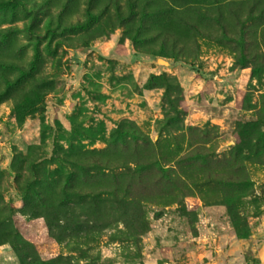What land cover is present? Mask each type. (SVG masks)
I'll use <instances>...</instances> for the list:
<instances>
[{"label": "rangeland", "instance_id": "1", "mask_svg": "<svg viewBox=\"0 0 264 264\" xmlns=\"http://www.w3.org/2000/svg\"><path fill=\"white\" fill-rule=\"evenodd\" d=\"M0 264H264V0H0Z\"/></svg>", "mask_w": 264, "mask_h": 264}, {"label": "water", "instance_id": "2", "mask_svg": "<svg viewBox=\"0 0 264 264\" xmlns=\"http://www.w3.org/2000/svg\"><path fill=\"white\" fill-rule=\"evenodd\" d=\"M158 63H159L160 65H165V66H169V65H170L167 61H165V60H163V59H159V60H158Z\"/></svg>", "mask_w": 264, "mask_h": 264}]
</instances>
